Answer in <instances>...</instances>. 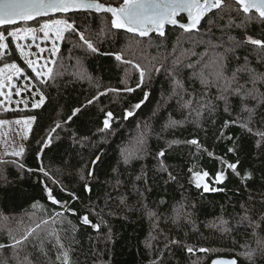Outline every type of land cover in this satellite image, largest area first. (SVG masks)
I'll return each mask as SVG.
<instances>
[{
  "label": "trees",
  "instance_id": "trees-1",
  "mask_svg": "<svg viewBox=\"0 0 264 264\" xmlns=\"http://www.w3.org/2000/svg\"><path fill=\"white\" fill-rule=\"evenodd\" d=\"M99 1L112 5L122 2ZM248 15L256 19L238 27L245 13L232 0H224L222 8L208 14L196 32L167 27L162 37L152 34L144 38L113 30L107 14L59 15L75 21L98 52L89 51L78 36L65 33L51 66L52 77L40 83L28 74L45 96L43 105L2 114L36 119L21 157L0 162V242H7L9 230L19 236L25 226L46 219L49 224L41 226L45 231L67 229L58 231V235L71 249V264H208L214 257L235 258L238 264H264V252L257 250L252 260L242 255L246 245L257 249V239H264V222L255 229L257 235L248 221L238 223L245 214L242 206L251 209L253 220H259L264 212V140L255 134L264 131V106L257 110L251 132L236 124L224 126L225 120L236 119L237 114L247 116L240 112V100L235 96L230 97V112L225 111L223 101L214 100L215 109H202L197 117L194 110L203 102L204 90L199 81L189 78L191 71L184 67L215 46L216 53L227 56L226 75L246 62L264 72V50L247 39L264 40V23L254 12ZM179 19L184 20L182 16ZM230 19L231 25L225 27ZM101 28L113 35L100 34ZM6 41L10 53L0 62L15 61L26 69L11 39ZM116 55L122 59L116 60ZM177 58L181 63H175ZM134 65L146 73L140 88L136 87L140 75ZM174 67L176 77L184 81V100H192L187 109L172 92L170 73ZM156 68L161 71L156 72ZM239 79L245 84L248 74L239 73ZM126 87L135 91H123ZM207 91L209 98L217 95L216 88ZM145 92L150 94L148 99L125 120V109L143 100ZM93 97L97 99L88 104ZM248 103L255 104L251 100ZM75 108L81 111L69 120ZM108 111L114 113L115 120L110 129L101 132ZM170 121L180 124L170 127ZM58 123L60 127L56 128ZM141 132L146 134L147 152L143 158L125 164L120 149L131 147ZM49 137L44 146L41 142ZM192 139L203 148L184 143ZM233 147L236 150L229 152ZM160 151H164L163 157H157ZM208 151L214 155L209 156ZM96 156L101 159L93 165ZM161 162L166 170L161 169ZM229 163L237 164L239 175L233 173ZM89 170L94 172L91 177L87 176ZM221 170L226 179L218 184L214 177ZM196 172H207L205 180L211 189L223 190L205 192L202 186L198 188ZM170 175L176 179L171 180ZM246 176L250 178L244 179ZM85 183L91 191H85ZM46 188L62 203L53 205ZM145 209L154 211L157 217L150 218ZM57 212L63 216H56ZM83 215L89 217L90 224L82 223ZM50 217H55V224ZM221 220L227 224L221 226ZM93 225H99L98 229ZM222 227L229 230L225 232ZM173 240L178 243H171ZM54 244V238L46 242L48 255L40 257L41 264H60ZM188 247L194 252L189 253ZM200 248L210 251L200 252ZM28 251L33 253L30 258L38 255L31 247ZM10 255V248L0 250V259ZM9 264L14 262L9 259Z\"/></svg>",
  "mask_w": 264,
  "mask_h": 264
},
{
  "label": "snow or ice",
  "instance_id": "snow-or-ice-1",
  "mask_svg": "<svg viewBox=\"0 0 264 264\" xmlns=\"http://www.w3.org/2000/svg\"><path fill=\"white\" fill-rule=\"evenodd\" d=\"M235 3L241 6V10L245 13V18L241 21L242 26L256 19L255 16H250L248 13L251 10H255V13L258 14V17L262 23H264V0H235ZM224 5V0H122V2L117 5L108 4L105 5L103 3L98 2V0H0V56L4 55V50L8 48V44L4 43L5 34L7 37H11L15 40L26 37L29 34L35 33L37 30L32 27H23L21 28L19 25L21 22L27 24L29 21L36 20L38 17L48 16L50 13H69V12H95V13H105L110 14V25L112 29H123L130 33H137L140 36L147 35L150 31L155 30L158 35L164 36L165 31L164 28L166 25L179 26L185 32H190L194 29H197V26L200 24L201 20L204 16L211 12L213 9H221ZM187 14V22L180 23L177 17L182 14ZM39 23V21H37ZM231 19L227 22L225 27H229L231 25ZM55 25L56 31L54 33L55 37L59 40L66 39L65 33H71L74 36H78L79 40L82 42L86 48L95 53L98 52L97 47L94 42L88 38H86L84 32L80 31L79 27L75 23V21H71L70 19L66 20H55L52 23H44L40 25V30L44 31L45 37H48L49 31ZM11 29V30H10ZM100 34L105 35H113V33H105V29H100ZM33 38H35L33 36ZM248 42L252 45L258 46L261 50H264V40L253 39L248 37ZM76 46V45H74ZM215 46H211L208 51L200 56V59L195 63H187L184 65L187 69L191 71V76L189 77L193 82L199 81L204 90L203 102L200 103L199 107L196 108L195 114L199 117L202 112V109H206L208 111H212L215 109L216 105L214 100L223 101L225 104V111H231V103L230 97L235 96L240 100V112L247 113V116L241 117L240 114H237L236 119L233 120H225L224 126L227 127L229 124H236L241 129H246L248 131H252L251 125L254 121V118L257 114V110L264 106V90L261 89V86H264V72H258L254 68L248 66L247 62L237 68L231 75H226V60L227 56L225 54L216 53L214 51ZM19 48V45H18ZM59 51L58 47L53 43L52 55L55 56ZM229 51V50H226ZM20 55L23 58L25 56V52L23 49H20ZM116 60L120 61L122 59L121 55L115 56ZM264 60V56L261 57ZM54 62V61H53ZM29 67H33V62L31 60L27 61ZM125 63H130L129 61H125ZM176 64L181 63L180 58H177ZM5 68H11L14 70L15 74L21 73V68L18 67L15 63L5 64ZM137 71H139L140 80L137 82L136 87L140 88L144 83L145 79V71L140 69L138 65H134ZM46 69V70H45ZM156 72H160V68L155 69ZM176 69L173 68L170 75L172 76L173 83V95L179 96L182 101L181 107L187 109L191 104L192 100H184L182 95L184 91V81L178 79L176 77ZM33 72L35 73L34 79L38 80L40 83H46V78H51L53 75V70L51 68H46V66H42L40 69H36L33 67ZM245 72L248 74V79L245 84L240 83L239 73ZM4 69H0V89H3L5 86H12V75L7 76V80L3 79ZM250 84L251 87L246 85ZM27 87V86H26ZM35 87V86H34ZM216 88L217 95L213 98H209L208 89ZM36 93L39 94V100L36 103L32 104L33 108H39L43 105L45 101V96L40 92L39 88H36ZM110 92H117L121 90L117 89H108ZM123 91H127L129 93L135 91V89L126 87ZM105 93H100V95H104ZM0 95H3V92L0 91ZM16 95H20V92L17 91ZM150 94L148 92L144 93V99L138 103L131 105L129 109H125L124 111V119L127 120L130 116L134 115V109H139L141 105L148 99ZM191 95V94H189ZM97 99V97H93L87 101L88 104H92L93 100ZM254 101V105H249L248 101ZM81 111V108H75L72 112V115L68 117L71 120L74 116H76ZM36 117H29L28 120H35ZM264 121V117L261 118ZM115 120V115L113 112L108 111L104 113V119L102 121L103 127L99 129V131L103 132L111 128L112 122ZM6 121H0V125H3ZM17 124L20 121H16ZM27 124L28 121H25ZM179 121H170V127L179 126ZM60 124L56 125V128H59ZM139 127V125L137 126ZM56 128H53L51 131L55 132ZM260 136L262 140H264V131H258L255 133ZM223 132L221 133V137H223ZM230 139H232L230 137ZM50 137L45 139L41 143L46 146L49 143ZM134 143L131 147H121L120 155L125 164L130 163L133 159H141L144 154L147 152L146 145V134L141 132L139 136L134 138ZM175 143V142H173ZM184 143L196 145L198 148H203L202 145L196 139L184 141ZM207 151V149H203ZM235 147L229 148V152H234ZM43 151V148H41ZM23 149L20 152L13 153H5V155H21ZM165 155L164 151H160L157 153V157H163ZM209 156H213L214 153L208 151ZM39 158V153H38ZM101 157L96 156L94 160L91 161L93 165L100 161ZM5 162L6 161H0ZM23 168V165H20ZM161 169L166 170L164 164L161 162ZM228 167L233 171V173L239 175L237 164L229 163ZM31 171V170H29ZM40 171H44L43 168ZM44 175L47 176L48 173L44 172ZM94 175L92 170L87 172V176L91 177ZM195 176L197 177L196 186L199 188L200 178L207 177L208 173L196 172ZM171 180H175L174 176H169ZM250 178L248 176L244 177V179ZM85 177L81 176V180H84ZM137 179H141V177H137ZM226 179L225 173L223 170L216 173L214 177V182L218 184H222ZM85 191H91L90 186L85 183L84 185ZM222 191L223 189H209L207 184L204 185V191ZM48 200L53 205H59L62 202L55 198L53 191L51 189H45ZM74 198L78 199L75 194H72ZM264 202V201H262ZM37 203L32 205L33 208L37 207ZM244 209V215L239 218L238 223H242L244 221H248V225L253 227V234L257 235L255 229L260 226L261 222H264V212L259 214V220H253L249 213L251 209L242 206ZM68 211L73 212L75 214V210L69 209ZM147 215L150 218H156L157 214L150 210L145 209ZM56 216H63L62 212H57ZM189 215L190 214H186ZM52 223L55 224V217H50ZM80 220L84 224H90L91 221L87 215H83L80 217ZM175 222V221H174ZM18 224H23V221H18ZM71 224V221H68ZM49 220L40 219L37 222H34V226L28 225L25 226L22 233L19 236H15L9 230L7 233L8 240L7 242H0V250L5 248L11 249L10 257L0 259V264H9V259H11L14 264H41L40 257L47 256L48 252L45 250V244L49 241L50 238H54L55 244L53 245L57 249L56 259L60 262V264H71L70 260V248H66L62 241L61 237L58 235V231H65L67 229L61 228L59 230H50L45 231L42 229V225H48ZM61 224L63 225V220H61ZM227 224V221H220V225L223 226ZM94 228L98 229L99 225H93ZM40 230V231H38ZM222 230L227 232L229 229L223 228ZM257 249H253L245 246V251L242 255L246 256L249 260H252L257 250L264 252V239H257ZM173 244H177L178 241H171ZM29 247L35 249L37 256L34 258L33 253L28 251ZM189 253H193L194 249L191 247L187 248ZM200 252L210 251L209 249L200 248ZM213 264H221L219 261H214ZM229 264H236L235 261H230Z\"/></svg>",
  "mask_w": 264,
  "mask_h": 264
},
{
  "label": "rangeland",
  "instance_id": "rangeland-1",
  "mask_svg": "<svg viewBox=\"0 0 264 264\" xmlns=\"http://www.w3.org/2000/svg\"><path fill=\"white\" fill-rule=\"evenodd\" d=\"M55 20L66 19L58 15L38 19L27 24L20 23L19 26L21 28L32 27L37 31L33 34L27 35L26 37L22 36V38L18 40H15L11 37H7V35L5 34L4 43H7V38L11 39V45L13 46L21 61L25 64L26 69L21 67L20 64L15 61L2 60L0 62V69H4L3 79L6 81L8 75L13 76L12 86H5L3 89H0V91L3 92V95H0V121H6V123L0 125V161L5 160L6 158H10L9 160L11 161H17L21 157V155H5V153L20 152V150L24 148V144L29 135L33 120H28V118L31 116L4 117L2 114H4L5 111H15L33 108L32 104L38 102L39 94L36 93L35 90L37 87H34L33 80L29 75L32 73L35 76V73L33 72V67H35L36 69H40L42 66H46V68H51L54 63L53 61H55L56 55H52L53 43L55 42V45L59 49L61 42V40L57 39L54 35L56 27L55 25L53 26V28L49 31L48 37H45L44 31L40 30V25L44 23H52ZM37 21H39V23H37ZM0 31H2V29H0ZM33 36L35 38H33ZM20 49H23V51L25 52V56L23 58L20 55ZM4 52V55L10 53L9 46L4 50ZM4 55L0 56V58H2ZM28 60H31L33 62V67H29L27 63ZM12 63H15L18 67L21 68L22 71L20 74H15L13 69L4 67L5 64L10 65ZM17 91L20 92V95H16ZM16 121H20V123L17 124ZM25 121H28V123L26 124ZM47 176L50 177L49 175ZM199 182L203 188L204 185L207 184L209 189H211V185L206 182L205 177L200 178ZM195 183H197L196 176Z\"/></svg>",
  "mask_w": 264,
  "mask_h": 264
},
{
  "label": "water",
  "instance_id": "water-1",
  "mask_svg": "<svg viewBox=\"0 0 264 264\" xmlns=\"http://www.w3.org/2000/svg\"><path fill=\"white\" fill-rule=\"evenodd\" d=\"M232 1L235 3V0H232ZM98 2L103 3V4H105V5H108L107 3H104V2L99 1V0H98ZM237 5H238V4H237ZM238 6H239V8H240V10H241V6H240V5H238ZM216 10H218V9H213L211 12L216 11ZM79 12H85V11H79ZM211 12L207 13V14L204 16V18H205L208 14H210ZM241 12H243V11L241 10ZM250 12H254V13H255V10L253 9V10H251ZM250 12H249V13H250ZM70 13H75V12H69V13H50L48 16H45V17H38V18H36V20H38V19H42V18H47V17H52V16H57V15H60V14L67 15V14H70ZM92 13H95V12H92ZM95 14H105V13H95ZM255 14L258 16L257 13H255ZM107 15L110 16V14H107ZM181 16L184 18V20H180V19H179V17H181ZM204 18L201 20L200 24L197 26V29H198L199 26L201 25V23H202V21L204 20ZM177 19L179 20L180 23H186V22H187V14H186V13H182V14H180V15L177 17ZM33 21H35V20H33ZM33 21H29V22H27V23H30V22H33ZM21 23H23V22H21ZM167 27H177V28L183 30V29L180 28L179 26L166 25L165 28H164V31L166 30ZM115 30H118V29H115ZM119 31H123V32H126V33H128V34H132V35H136V36H138V37H140V38L148 37V36H150V35H152V34L157 35V36H160V35H158V33H157L155 30L150 31V32H149L147 35H145V36H140V35L137 34V33H130V32H127V31H125V30H123V29H119ZM183 31H184V30H183ZM196 31H197V30L194 29V30H192V31H190V32H196ZM184 32H185V31H184ZM160 37H162V36H160ZM95 230H97V229L95 228ZM214 261H219V262H221V264H229L230 261H235L236 264H238V262H237V260H236L235 258H229V257H215V258L211 259V260L209 261L208 264H213Z\"/></svg>",
  "mask_w": 264,
  "mask_h": 264
}]
</instances>
